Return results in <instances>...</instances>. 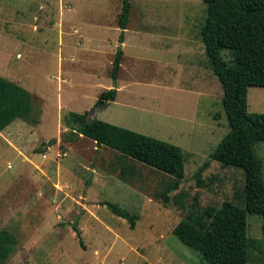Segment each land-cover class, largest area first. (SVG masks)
Listing matches in <instances>:
<instances>
[{"label": "rangeland", "instance_id": "1", "mask_svg": "<svg viewBox=\"0 0 264 264\" xmlns=\"http://www.w3.org/2000/svg\"><path fill=\"white\" fill-rule=\"evenodd\" d=\"M121 11L122 0H0V74L31 91L39 119L0 130V230L19 239L5 264H198L173 232L194 197L202 208L244 206L243 169L211 159L197 173L229 131L200 34L206 3L133 0L123 43ZM115 87V100L100 101ZM248 105L264 112V87H249ZM69 111L179 145L186 173L170 201L160 196L170 174L84 135L65 140ZM256 150L264 161V140ZM106 200L138 213L136 226ZM247 223L249 264H264V216L248 212Z\"/></svg>", "mask_w": 264, "mask_h": 264}, {"label": "trees", "instance_id": "2", "mask_svg": "<svg viewBox=\"0 0 264 264\" xmlns=\"http://www.w3.org/2000/svg\"><path fill=\"white\" fill-rule=\"evenodd\" d=\"M207 15L201 27V39L209 67L223 88V107L229 131L197 173L203 172L210 160L241 168L245 172L244 206L225 200L220 207L202 208L198 197L179 221L173 232L187 246L199 251L203 260L198 264H249L251 246L247 234L248 212L264 216V161L256 144L264 140V112H250L248 90L251 86L264 87V0H203ZM133 0H122L119 42L125 41ZM228 49L230 59L221 55ZM124 51L119 47L114 55L110 76L116 85ZM117 88L100 94L103 99L115 100ZM34 96L30 90L0 74V130L18 119H39L33 116ZM64 122L71 131L64 137L74 140L84 135L98 145H107L157 170L170 174L160 196L170 201L169 192L179 188L185 178V156L176 144L99 118H88V112L69 111ZM55 139L52 140L54 142ZM128 158V157H127ZM118 216L136 226L139 214L116 203L103 202ZM184 205V203H181ZM80 244L84 247L82 231L73 225ZM19 239L11 230H0V264H5L14 253ZM143 264H149L145 262Z\"/></svg>", "mask_w": 264, "mask_h": 264}]
</instances>
